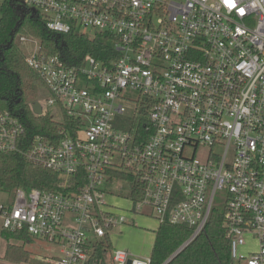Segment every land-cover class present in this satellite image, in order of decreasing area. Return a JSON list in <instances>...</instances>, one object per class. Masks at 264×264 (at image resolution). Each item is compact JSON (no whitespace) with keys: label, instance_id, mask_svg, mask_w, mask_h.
I'll return each mask as SVG.
<instances>
[{"label":"built area","instance_id":"1","mask_svg":"<svg viewBox=\"0 0 264 264\" xmlns=\"http://www.w3.org/2000/svg\"><path fill=\"white\" fill-rule=\"evenodd\" d=\"M22 2L53 31L108 36L119 55L66 67L36 37L16 36L33 43L25 58L45 81L42 114L75 124L23 148L25 124L0 109V152L22 153L64 184L80 170L87 180L77 193L17 189L0 202L2 228L57 244L54 264H97L88 245L131 222L127 213L192 227L186 245L221 209L232 263L264 264V0ZM129 261L150 264L113 249L112 264Z\"/></svg>","mask_w":264,"mask_h":264},{"label":"trees","instance_id":"2","mask_svg":"<svg viewBox=\"0 0 264 264\" xmlns=\"http://www.w3.org/2000/svg\"><path fill=\"white\" fill-rule=\"evenodd\" d=\"M0 11V109L10 111L25 124L21 147L27 148L35 135L54 140L62 129L70 130L75 122L67 116L61 120L50 113H34L32 103L38 90L45 86V81L26 62V54L17 44L16 36L36 37L41 42L42 52L46 56L59 57L66 67L83 66L87 55L108 64L110 56L117 57L119 53L113 49L111 39L106 35L91 38L78 30L62 33L49 29L41 14L26 7L22 0H3ZM144 125V122H139L138 127L143 129ZM129 130L133 131V126ZM112 171V176L132 180L129 174ZM86 180V172L80 170L64 184V178L58 173L33 163L24 154L0 152V191L14 193L23 188L77 193ZM122 193L132 196L135 201L141 198V191L134 194L126 189ZM192 233L193 228L186 224L160 223L150 264H233L224 210L214 209L203 232L184 245ZM1 235L8 241L6 259L25 262L31 259V251L22 244L33 240L30 234L2 228ZM87 249L91 255L90 262L111 264L113 246L109 232L103 240L88 245Z\"/></svg>","mask_w":264,"mask_h":264},{"label":"rangeland","instance_id":"3","mask_svg":"<svg viewBox=\"0 0 264 264\" xmlns=\"http://www.w3.org/2000/svg\"><path fill=\"white\" fill-rule=\"evenodd\" d=\"M3 0H0V2ZM0 16H1V11H0ZM17 44L22 48L23 52L27 55L31 52V47L33 46V43H27V42H21L19 41V39H17ZM48 96V92L44 87L40 88L37 92L36 95V99L38 101H41L42 103H44V100L46 99V97ZM16 190L14 191V193H10L8 191H0V202H8L10 199L13 198V196L15 195ZM219 194L218 193V197L216 199V205L221 206V204L219 203ZM123 201V206L127 207L128 202L127 201ZM122 202L120 201V204ZM130 215H136L139 216L138 218V224L137 226L135 225H131V231L126 232L125 236L126 238H128L131 243H135V244H139V242H141V240H144V235L143 232L149 230V229H145L146 225L152 224L153 222L156 224L155 221H151V219L146 218L145 216H143L144 214H142L140 211H136L134 214L133 213H127V216L130 217ZM1 222L2 219L0 218V227H1ZM135 230V231H134ZM120 228L114 229L110 232V235L114 234V233H119ZM112 233V234H111ZM124 236V233L120 234L119 236L117 235H113L116 237H121ZM7 239L3 238L0 235V264H11L10 262H8L7 260H5L2 255L5 252L6 249V244H7ZM114 243V241H113ZM22 244H25L26 248L28 250L31 251V259L29 260L28 264H53V263H49L48 260L50 258H52L53 256H56L59 254V247L57 244L55 243H51V242H47L39 237H33V240L31 242H22ZM116 246V245H115ZM14 262H24L27 263L25 261H14Z\"/></svg>","mask_w":264,"mask_h":264},{"label":"crops","instance_id":"4","mask_svg":"<svg viewBox=\"0 0 264 264\" xmlns=\"http://www.w3.org/2000/svg\"><path fill=\"white\" fill-rule=\"evenodd\" d=\"M109 199L113 204L118 206L119 209L124 208V206L122 205L123 201L120 198L111 196ZM120 201L122 202L121 204H120ZM143 216L151 219V221L156 222V224L153 222L152 224L146 225L145 229H149V230L143 232L144 240H141V242H139V244H135V243H131V241L128 238H126L125 233L131 231V230H129V229H131V225L137 226V224H138L137 220H138L139 216L130 215L129 219L131 220V222L122 226L120 228L119 233H114V234L111 233L112 235L109 234L110 238H111L113 249H115V248L127 249L135 257H138L141 259H150L152 249H153L155 239H156V230L159 228L160 223L158 222L156 217H154L153 215H145L144 214ZM1 230H2V222H1V227H0V235H1ZM122 233H124V236L123 235L121 237L113 236V235L119 236ZM113 241H114V243H113ZM28 242H30V241H28ZM6 248H7V244H6ZM5 253H6V249H5V252L3 253L2 257L5 260H7L8 262H10L11 264H28V262H29V261H27V263H24V262H14L12 260H8L5 258ZM60 253L61 252L59 251V254L50 258L48 260V262L54 264V261L57 259V257L60 255ZM111 264H112V262H111Z\"/></svg>","mask_w":264,"mask_h":264},{"label":"water","instance_id":"5","mask_svg":"<svg viewBox=\"0 0 264 264\" xmlns=\"http://www.w3.org/2000/svg\"><path fill=\"white\" fill-rule=\"evenodd\" d=\"M32 109H33L34 113L41 115L42 114V105H41L40 101L35 100L32 103ZM128 264H131V261H129Z\"/></svg>","mask_w":264,"mask_h":264},{"label":"snow or ice","instance_id":"6","mask_svg":"<svg viewBox=\"0 0 264 264\" xmlns=\"http://www.w3.org/2000/svg\"><path fill=\"white\" fill-rule=\"evenodd\" d=\"M226 3H230V0H225Z\"/></svg>","mask_w":264,"mask_h":264}]
</instances>
